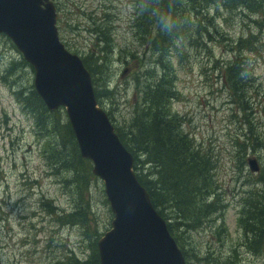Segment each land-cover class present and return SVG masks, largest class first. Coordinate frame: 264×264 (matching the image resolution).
<instances>
[{
    "label": "rangeland",
    "instance_id": "1",
    "mask_svg": "<svg viewBox=\"0 0 264 264\" xmlns=\"http://www.w3.org/2000/svg\"><path fill=\"white\" fill-rule=\"evenodd\" d=\"M50 1L60 41L91 70L99 107L118 132L126 130L138 109L150 108L147 95L162 77L159 63L164 56L171 81L176 73L175 82L167 87L172 97L163 115L179 123L181 133L203 156L209 168L205 183L212 186L203 196L204 203L199 201L200 217L194 224L167 213L170 226L179 224H174L173 231L187 264H228L230 255L235 264H264V243L256 250L254 235L245 234V226L250 230L249 204L259 208L264 203V31L234 18L228 26V33L236 34L233 37L190 32L185 41L172 39L171 45L158 52L154 48L157 16L174 18L185 8L186 16L177 18L194 26L207 14L196 18L186 0H170L160 12L158 0L148 11L151 19L147 16L138 30L140 13L126 8L132 0ZM135 2L141 6L140 0ZM217 22L222 25L220 19ZM149 28L151 36L142 37L143 29ZM249 33L250 52L234 42ZM234 57L243 63V76H247L238 92L222 80L227 70L224 64ZM250 77L261 87L252 84ZM33 78L21 53L0 35V264H75L74 259L85 263L94 245L81 224L69 216L77 209L86 212L91 229L99 234L95 239L110 228L113 216L97 177L78 176L76 171L82 170L72 161L58 175L50 170L46 160L50 140L35 126L32 111L21 107L14 96L15 91L33 85ZM105 86L109 97L100 93ZM249 158L257 160L258 173L249 171ZM77 186L86 188L84 194L76 193ZM239 213L244 222L240 226ZM256 221L264 227L259 209ZM234 249L240 252L238 259L232 254Z\"/></svg>",
    "mask_w": 264,
    "mask_h": 264
},
{
    "label": "trees",
    "instance_id": "2",
    "mask_svg": "<svg viewBox=\"0 0 264 264\" xmlns=\"http://www.w3.org/2000/svg\"><path fill=\"white\" fill-rule=\"evenodd\" d=\"M186 1L189 3L188 6H190V10L194 11L196 18H198V14L203 15V12L207 15L196 25L189 26L182 23L181 18H177L186 16L183 14L186 12V9L182 8L180 14L173 18L174 23H177L178 27H174L171 33L162 31L159 26L155 29L154 37L156 38L154 41V48L156 51L161 52L164 48L171 45L170 42L172 39L179 38L177 41H185L188 38L185 36L190 32H193L195 35L203 34L204 36H217L221 39L233 37L236 34L228 33V26L234 18H237L238 22L241 24H244L246 21L253 24L257 27L258 32L264 31V0ZM140 2L141 6L146 8L148 12L155 6L158 0H140ZM169 3L170 0H160L158 5L160 12H164L166 5ZM179 8L180 6L177 7V9ZM148 13L137 15L136 28L138 30L143 26L144 20L150 17ZM217 19L221 20L222 25L217 22ZM224 26L227 30L224 29ZM142 32V37H149L152 34V28L148 30L143 29ZM99 34V37H104L103 39L109 43L110 40L105 34ZM251 37V33H249L246 35L245 39L234 42L238 44V46H243L246 51L250 52L252 50L248 49L247 45L252 41ZM232 52L234 53V50ZM183 56V52L181 56H178V60H180L179 64L182 63ZM164 57L165 58L159 63V67L162 70V77L157 79V84H153V89H151L150 94L147 95L149 99H147L148 103L150 101V108L147 106L144 112L138 109L136 116L129 123L124 132L121 130V132H118L113 126L110 117L107 116L120 142L132 155L137 180L147 191L150 201L158 214L166 221L170 220L167 216L168 213L174 215L175 219L183 221V223L194 224L198 217H200L199 201L204 203L203 196L205 192L208 190V187L210 189L212 188L208 182L205 183V176L209 168H207L204 163L203 156L194 149L192 143L181 133L179 123H175L174 119L169 117L168 114L163 115L164 110L166 111L167 108V102L172 97L170 89L167 88L168 84L176 80V73H174L172 81L170 80L171 71H169L170 69L166 65L167 58L166 56ZM82 63L87 71L91 73V70L85 65L84 60ZM95 65H98L97 61ZM224 65V67H227V70L224 72L222 80L226 81L225 84H230L235 91H240L242 86L244 87L245 78L247 77L243 76L245 70L243 69V63L234 57V59H231ZM224 67L222 65V68ZM167 75L169 79H166ZM250 79V82H252V84L254 83L256 87H261V83L255 84V80L251 77ZM100 93H106L107 97L110 95L107 86H105ZM94 95L98 103V94L95 89ZM14 96L21 107L25 108L26 111H32L35 117V126L40 134L50 140V145L46 153V160L50 166V170L58 175L60 170L63 171L64 168H69L72 161L74 165L80 166L82 170L76 171L78 176L89 173L94 177L91 170V162L82 159L80 156L74 134L67 121L66 114H64V110L58 108L55 111H49L36 93L32 84L29 87H24L15 91ZM138 165H142L143 167ZM146 166L152 167L156 171V177H153L152 168L149 169L146 168ZM85 190L86 188L77 186L76 193L82 195ZM105 203L108 204L106 199ZM205 206L207 207L208 205ZM258 209L261 212V217L264 218V203L259 208L258 206L252 207V203H250L248 208V210L251 211L248 215V226L250 230L245 226V231L247 232L245 234L254 235L255 241H252V243L255 245L256 250L259 244L264 243V227L261 228L259 226L260 223L257 224L256 221ZM238 215V225L240 226L243 220L240 213ZM69 218L71 221L81 224L84 234H89L90 243L94 245L92 256L89 260L85 263H81L74 259L75 264H99L96 245L98 237L95 239L99 234H96V229H91V221L88 220L86 212L77 209ZM174 224L179 225L177 222ZM174 224L173 226L176 228ZM173 226L172 224L170 226L169 222H167V228L177 244ZM180 226L184 225L180 224ZM232 254L238 259L240 252L234 249ZM183 255L187 257L184 253ZM210 258L215 261L214 256ZM233 260H235V258H232V255H230L228 264H235ZM215 264H217L216 261Z\"/></svg>",
    "mask_w": 264,
    "mask_h": 264
},
{
    "label": "water",
    "instance_id": "3",
    "mask_svg": "<svg viewBox=\"0 0 264 264\" xmlns=\"http://www.w3.org/2000/svg\"><path fill=\"white\" fill-rule=\"evenodd\" d=\"M49 0H0V34L31 66L33 86L49 111L65 110L82 159L104 186L110 229L97 242L100 264H184L166 222L133 171L106 113L98 106L82 60L66 50ZM258 172L256 160L247 161Z\"/></svg>",
    "mask_w": 264,
    "mask_h": 264
},
{
    "label": "clouds",
    "instance_id": "4",
    "mask_svg": "<svg viewBox=\"0 0 264 264\" xmlns=\"http://www.w3.org/2000/svg\"><path fill=\"white\" fill-rule=\"evenodd\" d=\"M126 8L128 11L135 10V11L139 12L140 14L148 13L147 9L144 8L143 6L137 5L135 0H132V3L130 5H127ZM148 14H150V13H148ZM155 19H156V22H157L159 28L162 31H165L166 33H171V31L174 27H178V24L174 23L173 18L167 14H160Z\"/></svg>",
    "mask_w": 264,
    "mask_h": 264
},
{
    "label": "bare ground",
    "instance_id": "5",
    "mask_svg": "<svg viewBox=\"0 0 264 264\" xmlns=\"http://www.w3.org/2000/svg\"><path fill=\"white\" fill-rule=\"evenodd\" d=\"M253 203V202H252Z\"/></svg>",
    "mask_w": 264,
    "mask_h": 264
}]
</instances>
